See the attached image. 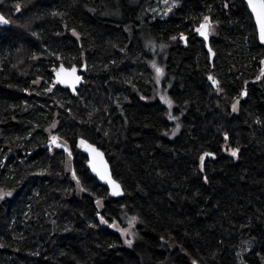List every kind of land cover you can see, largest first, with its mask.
<instances>
[{"label": "trees", "instance_id": "16d2710c", "mask_svg": "<svg viewBox=\"0 0 264 264\" xmlns=\"http://www.w3.org/2000/svg\"><path fill=\"white\" fill-rule=\"evenodd\" d=\"M172 2L0 4V188L13 190L0 200V264H264V46L244 0H176L164 16ZM205 15L212 62L195 32ZM61 63L82 69L77 94L53 83ZM79 137L104 150L122 196L91 173ZM205 151L216 155L201 172ZM97 212L125 227L138 217L133 244Z\"/></svg>", "mask_w": 264, "mask_h": 264}, {"label": "snow or ice", "instance_id": "6c2138e0", "mask_svg": "<svg viewBox=\"0 0 264 264\" xmlns=\"http://www.w3.org/2000/svg\"><path fill=\"white\" fill-rule=\"evenodd\" d=\"M165 5L169 4V0H163ZM3 3V0H0V4ZM244 3L249 11V15L250 18L253 20L254 22V29L256 30L257 36H258V40L259 43L261 45H264V0H244ZM177 3L176 0H173L172 4L170 6H168L166 8V10L163 12L164 16H167L170 12H172L173 8L177 7ZM229 5L227 3L224 4V7L227 8ZM15 11L16 12H20L21 11V5L19 3L15 4ZM61 13L55 12L53 13V15H59ZM0 22H4L7 23L8 21L5 19L3 14H0ZM25 27H27V25H25ZM211 31H214V22L212 20V18L210 16H203L202 21H200L198 23V26L195 28V32L198 33L201 37H203L205 40L208 39L209 34ZM73 35L77 36V38L79 37V34L76 33L75 29L72 30ZM33 35H36V33H33ZM173 40L176 39V37H172ZM181 39H183L185 41V43H187V37H185L183 34H181ZM161 47H164L163 45ZM208 51L211 53L212 49L211 47H209ZM55 55V54H54ZM214 55V53H213ZM152 67L155 68L156 72H157V82H159V77L163 75V69L160 68L159 66H157V64L155 63V61H152ZM260 63L262 65H264V59H262L260 61ZM56 72V78L57 81L60 84H66V85H71L73 91L76 90L75 86L82 80V77L80 75L77 74L78 69L75 65H72L70 67H65L63 63L60 64L58 69H54ZM261 77H264V67H262L260 69V75L256 77L257 80H260ZM208 79L211 81L212 85L215 86V90L219 93L223 92V89L220 87V81L217 80L214 76L209 75ZM38 82V81H36ZM35 83V82H34ZM247 83V82H245ZM52 89L49 88L48 91H51ZM247 90H242L238 97L235 98V100L231 103V111L233 113L238 111V106L240 104V98L241 97H245L247 96ZM143 98V97H142ZM160 99L168 106L169 112L167 114V117L169 120H176L177 124L176 127L172 130L171 135L175 136L177 132H179L180 130V123L179 121V117L174 116L171 114V109L173 107V103L174 101L166 96V95H161ZM257 123H260V121H257ZM56 124L54 123L52 125V128H55ZM107 135V133H106ZM165 135H167V133H165ZM223 138L225 141H228L229 139V133L228 132H224L223 133ZM80 146L81 147H85L86 150L91 154L92 159L89 160V165L91 166V170L92 172H94L96 174V176L99 177V179L101 181H105L107 183V185H109L111 187V194L114 196H119L123 194V188L121 186V184L113 178L112 173L110 171L109 165L107 163V161L104 159V153H102L98 148H96L93 144L88 143L87 140L81 138L80 139ZM50 144L58 147V148H66V142L65 144H59L58 143V137L53 135L51 136V140H50ZM229 150V149H226ZM230 153L232 157H237L240 153V148L236 147V148H232L230 149ZM215 153L214 152H208L205 151L203 152L202 155L199 156V170L201 172H203L205 170V158L206 157H215ZM68 156L69 158H71L72 156V152L70 150H68ZM2 166V165H0ZM71 174H72V178L76 181V185L80 188L81 191H88V189L86 187H84L80 176L77 175L75 169L71 170ZM204 181L207 182L208 181V177L204 176L203 177ZM13 195V190H7L5 191L3 188H0V200L5 199L6 197H11ZM96 204L98 207H102V201L100 199L96 200ZM96 215L99 217L100 222L103 224H108L109 221L106 220L102 215H100L99 212L96 213ZM138 219V217H131L128 220V228H119L118 224L116 223V221H113L111 224V227L113 228H118V230L120 231L121 235H125L127 236V234L130 232V230L134 227L136 220ZM134 235V233H133ZM161 239H163V237H161ZM125 243L129 246H131L133 244V240L132 239H126ZM191 264H199V261L193 259L191 261Z\"/></svg>", "mask_w": 264, "mask_h": 264}, {"label": "water", "instance_id": "95a60500", "mask_svg": "<svg viewBox=\"0 0 264 264\" xmlns=\"http://www.w3.org/2000/svg\"><path fill=\"white\" fill-rule=\"evenodd\" d=\"M1 23V22H0ZM199 37L201 38V39H203L205 42H206V47H207V49H209V47H211V44H210V39H211V33L209 34V37H208V39L207 40H205L203 37H201L200 35H199ZM264 46V45H263ZM212 49V48H211ZM213 52H211L210 53V57H211V62L213 61ZM262 59H264V57L262 58ZM261 59V60H262ZM60 66V65H59ZM59 66L56 68V69H58L59 68ZM65 67H67L66 65H64ZM77 67V69H78V72H77V74L78 75H80L81 77H82V80L75 86V88H76V90L75 91H73V89H72V86L71 85H66V84H60L58 81H57V78H56V72H55V70H54V80H53V83L55 84V85H60L61 87H63V88H67V89H69L73 94H77V92H78V90H79V88L81 87V85L84 83V74L82 73V69L80 68V67H78V66H76ZM262 67H264V65H262L261 64V68ZM211 82V81H210ZM213 87L215 88V86L213 85ZM81 138H83V137H79L78 139H77V147L87 156V166L89 167V169H90V171H91V173L96 177V179L101 183V184H104L108 189H109V192H110V194H111V187L109 186V185H107V183L105 182V181H101L100 179H99V177L98 176H96V174L94 173V172H92V170H91V166L89 165V160H91L92 159V156H91V154L86 150V148L85 147H81L80 146V139ZM83 139H85V138H83ZM85 140H87V139H85ZM88 141V140H87ZM58 143L59 144H63V143H61L60 141H59V139H58ZM88 143H90V144H93V143H91L90 141H88ZM96 148H98L102 153H104V159L107 161V163H108V165H109V168H110V171H111V173H112V176H113V178L114 179H116L115 177H114V174H113V170H112V166H111V163H110V161H109V159H108V157L106 156V153L104 152V150H102L98 145H96V144H93ZM66 148H67V150L65 149V148H59V149H62V150H65V151H68L69 149H68V147L66 146ZM117 180V179H116ZM118 181V180H117ZM119 182V181H118ZM120 183V182H119ZM121 184V183H120ZM122 186V185H121ZM123 188V187H122ZM123 194H124V190H123ZM122 194V195H123ZM112 195V194H111ZM122 195H119V196H114V195H112V196H114V197H120V196H122Z\"/></svg>", "mask_w": 264, "mask_h": 264}, {"label": "rangeland", "instance_id": "374dc122", "mask_svg": "<svg viewBox=\"0 0 264 264\" xmlns=\"http://www.w3.org/2000/svg\"><path fill=\"white\" fill-rule=\"evenodd\" d=\"M159 12H160V9H159ZM211 33V35L213 34V31H211L210 32ZM159 79H160V77H159ZM161 95H166V96H168L169 97V94L168 93H166V91H163V92H159V96H161ZM117 224H118V226H119V228H128L129 227V225H128V227H125V226H123L121 223H118V222H116ZM110 226H111V224L112 223H108ZM113 228V227H112ZM134 228H135V225H134ZM115 231H118V232H120L119 230H118V228H113ZM133 233H134V230H133V228L130 230V232L127 234V236H125V235H123L126 239H132V240H134V238H135V234L133 235ZM127 245V244H126Z\"/></svg>", "mask_w": 264, "mask_h": 264}, {"label": "bare ground", "instance_id": "6f19581e", "mask_svg": "<svg viewBox=\"0 0 264 264\" xmlns=\"http://www.w3.org/2000/svg\"><path fill=\"white\" fill-rule=\"evenodd\" d=\"M206 43V42H205Z\"/></svg>", "mask_w": 264, "mask_h": 264}]
</instances>
